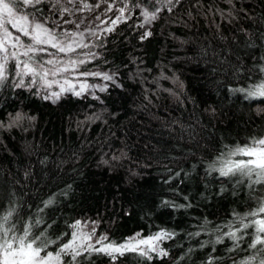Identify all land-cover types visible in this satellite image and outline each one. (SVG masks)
<instances>
[{"label":"trees","instance_id":"1","mask_svg":"<svg viewBox=\"0 0 264 264\" xmlns=\"http://www.w3.org/2000/svg\"><path fill=\"white\" fill-rule=\"evenodd\" d=\"M128 2V18L112 31L84 29L93 47L72 54L87 60L75 76L113 72L114 82L95 94L42 99L54 88L29 87V77L17 86L9 61L0 82V215L14 209L17 232L31 222L49 252L74 233H94L85 241L92 244L170 234L157 242L166 255L93 251L73 264H260L264 246L249 247L256 233L240 221L264 202V184L250 188L247 178L222 177L212 166L264 135V98L241 91L264 81V0ZM139 2L152 13L160 7L149 28ZM20 6L43 21L51 15L50 0ZM236 229L233 240L227 233Z\"/></svg>","mask_w":264,"mask_h":264},{"label":"snow or ice","instance_id":"2","mask_svg":"<svg viewBox=\"0 0 264 264\" xmlns=\"http://www.w3.org/2000/svg\"><path fill=\"white\" fill-rule=\"evenodd\" d=\"M43 0H0V82L8 78L9 61L14 63V75L16 77L17 86L25 85V77H29L28 86L39 85L44 89H52L54 85L58 86V91H49L42 99L51 100L56 103L60 100L61 95L65 91H71L76 96H81L88 87L81 83L79 90H76V85L71 82L64 74L70 72H78L79 65L87 63L86 59L73 56L77 49H86L93 47L90 43L85 42V32L80 31H57L60 27L58 23L55 28H49L46 22H41L37 19L35 13H27L22 10V6L35 8L36 5L42 3ZM77 0H67L69 4H75ZM51 7L63 14H71L72 9L64 7L61 0H50ZM57 5H60L57 8ZM90 10L88 4L83 5V9ZM39 11V9H37ZM121 15L113 21V25L118 23L124 14V9H120ZM146 22H150L156 18L155 14L149 15L145 13ZM72 23L76 29L80 28V24L76 21H65ZM7 25H11L13 29L20 35H13ZM112 31V28L105 29ZM89 35L95 36V32H89ZM151 35L146 33L145 37ZM21 37H26V43ZM48 49H55V53L48 52ZM44 54L49 58L44 59ZM58 54H63V58ZM94 56V53H89ZM82 76L100 75L99 73L83 72ZM56 77H61L62 82ZM104 80H112L110 75H103ZM67 85V87H65ZM103 90V89H102ZM246 91L248 97L264 98V84H260L256 88L241 90ZM21 113H17L15 120L22 119ZM34 119V117L32 118ZM237 157H247L248 159H237ZM115 158V157H114ZM218 167L213 165L212 170L217 171L222 177H245L250 181L249 187L253 184H264V138L253 139L252 142L245 146H236L233 149L222 153L217 158ZM255 177V179H253ZM53 203V200H48L47 204ZM182 207V206H180ZM14 209H9L5 214L0 215V264H64L63 256L71 257L69 264H73L77 257L83 253L98 252L105 253L115 258V254H123L125 251L139 252L142 256H148L150 252H159L161 255H166L162 249H159V242L162 239L168 238L170 234L161 231L160 233L150 236L147 239L131 238L123 244H116L108 241L106 236H101L97 239L96 244L85 243L90 241L94 233L87 235L73 234V239L69 243H65L60 247L59 251H47V245L51 243L46 238L38 240L36 235L32 233L33 224L27 223V226L17 232L16 222L12 220ZM264 214V202L252 212L241 218V228L248 229L252 227L256 233L249 247L256 249L258 245L264 246V218L254 219L250 223H244L243 220L247 217H257ZM39 224V221H35ZM74 228H80V222L77 221L73 225ZM230 231L227 235L238 240L237 232ZM79 235L80 243L77 244ZM146 246V247H141ZM43 253V255H41ZM149 258H151L149 256ZM243 264H252V261H244ZM264 264V259L260 261Z\"/></svg>","mask_w":264,"mask_h":264},{"label":"rangeland","instance_id":"3","mask_svg":"<svg viewBox=\"0 0 264 264\" xmlns=\"http://www.w3.org/2000/svg\"><path fill=\"white\" fill-rule=\"evenodd\" d=\"M61 3L64 7H67L69 9H72L71 14L65 13L63 16H61V13L57 11L56 9L50 7L51 15L49 18L45 19L44 21L39 19L41 22H46L47 26L49 28H55L56 24L53 22L55 21L59 25H62V31L67 30L68 26L66 25L65 21H76L77 23H80L83 21V23L80 24V28L76 29L75 25L73 24L72 29L74 31H80L82 32L84 29L87 30H94L95 32H103L105 29L109 28L111 25H113V21L116 20L118 16L121 15L120 9H124V14L121 20L128 18L132 14V7L130 6L128 0H94L92 2L85 1V0H77V2L73 4L67 3V0H61ZM88 4L90 6V10L83 9L84 4ZM60 5H57V8H59ZM138 7L140 8V14H142V24L146 25L148 28L151 26L153 20L150 22H146L145 13H148L149 15L155 14L157 17V13L159 10V6L156 7V13L151 12L147 5L143 4L142 2L138 3ZM38 19V18H37ZM95 26V27H94ZM9 28V31L13 33V35H20L11 27V25H7ZM83 27V28H82ZM82 28V29H81ZM85 40H87V35H85ZM62 57V56H61ZM92 73H99L100 75H92L94 78L88 79V76L79 77L75 76V72H70L64 74L66 78L71 80L73 84L76 85V90H79V86L81 83L86 84L88 87L85 89V91L82 93L86 94L87 92L91 94H95V90H102L105 89L108 86V82L112 80H104L102 77L103 75L107 74L113 77V72L110 69H101L97 68L96 70L92 71ZM56 79L61 80V77H56ZM264 84V81L261 83ZM67 87V85H65ZM52 91H58V86L54 85ZM66 93H72L71 91H65ZM264 138V135L261 137ZM242 159H248L247 157H241ZM133 237H136L138 239V235L134 234L133 236L129 237V240ZM148 237L144 238L147 239ZM144 247V246H141ZM42 255V254H41Z\"/></svg>","mask_w":264,"mask_h":264}]
</instances>
